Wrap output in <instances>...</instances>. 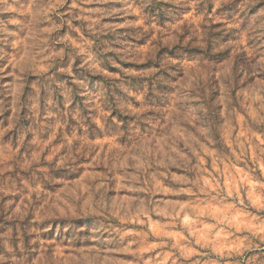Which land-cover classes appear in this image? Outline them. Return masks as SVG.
Wrapping results in <instances>:
<instances>
[{
    "label": "rangeland",
    "instance_id": "1",
    "mask_svg": "<svg viewBox=\"0 0 264 264\" xmlns=\"http://www.w3.org/2000/svg\"><path fill=\"white\" fill-rule=\"evenodd\" d=\"M0 264H264V0H0Z\"/></svg>",
    "mask_w": 264,
    "mask_h": 264
}]
</instances>
